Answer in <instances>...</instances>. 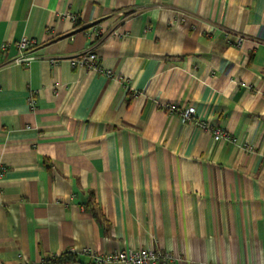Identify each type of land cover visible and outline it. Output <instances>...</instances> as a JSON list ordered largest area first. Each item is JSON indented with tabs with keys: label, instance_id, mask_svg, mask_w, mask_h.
Returning a JSON list of instances; mask_svg holds the SVG:
<instances>
[{
	"label": "crops",
	"instance_id": "crops-1",
	"mask_svg": "<svg viewBox=\"0 0 264 264\" xmlns=\"http://www.w3.org/2000/svg\"><path fill=\"white\" fill-rule=\"evenodd\" d=\"M139 247L264 264V0H0V264Z\"/></svg>",
	"mask_w": 264,
	"mask_h": 264
},
{
	"label": "built area",
	"instance_id": "built-area-1",
	"mask_svg": "<svg viewBox=\"0 0 264 264\" xmlns=\"http://www.w3.org/2000/svg\"><path fill=\"white\" fill-rule=\"evenodd\" d=\"M89 38L93 39L92 43L87 45L77 57L70 59V63L73 66H82L87 70L94 73L102 74L106 77H114L113 72L110 69L103 68L99 63V58L95 52L94 45L102 37L101 30L97 29L96 26H91L87 30ZM95 37V39H94ZM243 36H239L234 40V45L240 46L244 41ZM95 42V43H94ZM31 40L22 39L17 43L20 54L14 59L17 64L28 63L34 58L33 54H26V51L31 46ZM2 48L5 47L4 44L1 45ZM54 62V60H53ZM123 84H128L129 79L125 76L118 77ZM28 104L31 109L36 107V101L34 98L29 96ZM172 110L175 109L174 106L170 107ZM182 117L184 120L190 119L189 112H183ZM200 129L206 128L203 122H197ZM92 262L94 264H112V263H127V264H173L174 258L169 251L160 250L156 248H125L119 251H114L108 254H91ZM35 264V263H30ZM216 264V263H211Z\"/></svg>",
	"mask_w": 264,
	"mask_h": 264
},
{
	"label": "trees",
	"instance_id": "trees-1",
	"mask_svg": "<svg viewBox=\"0 0 264 264\" xmlns=\"http://www.w3.org/2000/svg\"><path fill=\"white\" fill-rule=\"evenodd\" d=\"M42 264H83L73 252H65L59 256H50Z\"/></svg>",
	"mask_w": 264,
	"mask_h": 264
}]
</instances>
